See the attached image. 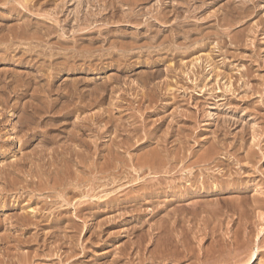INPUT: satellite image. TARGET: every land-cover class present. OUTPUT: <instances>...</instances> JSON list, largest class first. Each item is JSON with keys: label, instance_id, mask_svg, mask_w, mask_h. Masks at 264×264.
<instances>
[{"label": "rangeland", "instance_id": "374dc122", "mask_svg": "<svg viewBox=\"0 0 264 264\" xmlns=\"http://www.w3.org/2000/svg\"><path fill=\"white\" fill-rule=\"evenodd\" d=\"M26 2L0 0V264H264V0Z\"/></svg>", "mask_w": 264, "mask_h": 264}, {"label": "bare ground", "instance_id": "6f19581e", "mask_svg": "<svg viewBox=\"0 0 264 264\" xmlns=\"http://www.w3.org/2000/svg\"><path fill=\"white\" fill-rule=\"evenodd\" d=\"M5 1H7V0H5ZM36 1H37V0H36ZM10 2H11V1H10ZM25 2H26V0H25ZM28 2H29V1H27L26 3H28ZM43 2H44V1H43ZM46 2H47V1H46ZM13 3H14V2H13ZM18 3H19V2H18ZM26 3H23V7L25 6ZM29 3L31 4V1H30ZM61 3H62V2H61ZM242 4H243V2H242ZM33 5H34V4H33ZM33 5H32V6H33ZM244 5H245V3H244ZM244 5H243V6H244ZM26 6H28V5H26ZM26 6H25V7H26ZM30 6H31V5H30ZM62 6H63V5H62ZM245 6H246V5H245ZM247 6H248V4H247ZM13 7H14V6H12V8H13ZM21 7H22V6H21ZM28 7H29V6H28ZM6 8H7V7H6ZM14 8H15V7H14ZM18 8H19V7H18ZM242 8H243V7H242ZM244 8H245V7H244ZM9 9H11V8H9ZM19 9H20V8H19ZM30 9H31V8H30ZM11 10H12V9H11ZM17 10H18V9H17ZM17 10H16V11H17ZM27 10H28V8H27ZM243 10L245 11V9H243ZM14 12H15V10H14ZM17 12H18V11H17ZM19 12H21V9L19 10ZM52 12H53V11H52ZM54 12H55V11H54ZM98 12H99V11H98ZM55 13H56V12H55ZM32 14H33V13H32ZM40 15H41V14H40ZM38 16H39V15H38ZM41 17H42V15L40 16V18H41ZM43 17L45 18L46 15L43 16ZM34 18H36V17H34ZM46 18H47V17H46ZM50 18H51V17H50ZM50 18H49V19H50ZM42 20H43V19H42ZM46 20H47V19H46ZM52 20H53V19H52ZM56 20H57V19H56ZM76 20H77V19H76ZM35 21H36V20H35ZM39 21H40V20H39ZM29 22H30V21H29ZM41 22H42V21H41ZM50 22H51V21H50ZM54 22H55V21H54ZM25 23H26V22H25ZM27 23H28V22H27ZM78 23H79V21H78ZM22 24H23V23H22ZM32 24H33V23H32ZM44 24H45V23H44ZM44 24H42V26H43ZM50 24H51V23H50ZM57 24H58V22H57ZM149 24H150V23H149ZM151 24H153V23H151ZM28 25H29V24H28ZM34 25H35V23H34ZM46 25H47V24H46ZM46 25H45V26H46ZM58 25H59V24H58ZM7 26H8V25H7ZM22 26H23V25H22ZM25 26H26V25H25ZM29 26H30V25H29ZM38 26H39V25H38ZM54 26H55V25H54ZM3 27H4V26H3ZM11 27H12V26H11ZM30 27H31V26H30ZM30 27H29V28H30ZM33 27H34V26H33ZM40 27H41V26H39V28H40ZM50 27H51V26H50ZM52 27H53V26H52ZM52 27H51V28H52ZM146 27H147V26H146ZM148 27H149V26H148ZM257 27H258V26H257ZM4 28H5V27H4ZM23 28L25 29V27H23ZM35 28H36V27H35ZM39 28H38V30H40ZM48 28H49V26H48ZM1 29H2V28H0V30H1ZM7 29H8V28H7ZM32 29H33V28H32ZM32 29H31V30H32ZM41 29H42V28H41ZM45 29H46V28H45ZM54 29H55V28H53L52 30H54ZM26 30H27V29H26ZM46 30H47V29H46ZM46 30H45V31H46ZM55 30H57V29H55ZM19 31H20V30H19ZM21 31H22V30H21ZM28 31H29V30H28ZM47 31H49V33H50V29H48ZM57 31H58V30H57ZM0 32H1V31H0ZM9 32H10V31H9ZM41 32H42V31H41ZM5 33H6V32H5ZM20 33H21V32H20ZM20 33H19V34H20ZM25 33H26V31H25ZM29 33H30V32H29ZM29 33H27V35H28ZM33 33H34V31H33L31 34H29L28 36H32ZM49 33H48V34H49ZM51 33H52V32H51ZM76 33H77V32H76ZM9 34H10V33H9ZM9 34H8V35H9ZM35 34H37V33H35ZM38 34H39V33H38ZM38 34H37V35H38ZM43 34H44V33H43ZM46 34H47V33H46ZM46 34H44L45 37H46ZM48 34H47V35H48ZM21 35H23V33H22ZM41 35H42V34H41ZM16 36H17V35H16ZM24 36H25V35H24ZM34 36H36V35H34ZM34 36H32L33 39H34V38L37 39V37H34ZM49 36H50V35H49ZM8 37H10V36H8ZM19 37H20V35H19ZM22 37H23V36H22ZM22 37H21V38H22ZM25 37H26V36H25ZM25 37H24V38H25ZM32 37H31V40H32ZM39 37H40V35H38V39L42 40V39L39 38ZM43 37H44V36H42V38H43ZM76 37H78V36H76ZM80 37H81V36H80ZM91 37H92V36H90V38H91ZM105 37H106V36H105ZM105 37H104V38H105ZM139 37H140V36H139ZM237 37H238V36H237ZM13 38H14V37H13ZM16 38H17V37H16ZM27 38H28V37H27ZM48 38H49V37H48ZM51 38H52V37H51ZM61 38H62V37H61ZM63 38H65V37H63ZM81 38H82V37H81ZM92 38H93V37H92ZM3 39H4V38H3ZM9 39H10V38H9ZM54 39H55V38H54ZM58 39H59V38H58ZM66 39H67V37H66ZM68 39H69V38H68ZM74 39H75V38H74ZM77 39H78V38H77ZM93 39H94V38H93ZM107 39H108V38H107ZM19 40H20V39H19ZM23 40H24V39H23ZM29 40H30V38H29ZM55 40H56V39H55ZM79 40H80V39H79ZM94 40H95V39H94ZM103 40H104V39H103ZM187 40H188V39H187ZM12 41H13V40H12ZM33 41H34V40H33ZM56 41H57V40H56ZM62 41H63V40H62ZM70 41H71V40H70ZM15 42H16V41H15ZM36 42H37V41H36ZM38 42H40V41H38ZM41 42H42V41H41ZM41 42H40V44H41ZM54 42H55V41H54ZM54 42H53V43H54ZM63 42H64V41H63ZM74 42L76 43V41H74ZM92 42H93V41H92ZM9 43H10V41H9ZM11 43H13V42H11ZM32 43H33V42H32ZM32 43H31V44H32ZM44 43L46 44L45 41H44ZM47 43H49V42H47ZM56 43H57V42H56ZM58 43H59V42H58ZM58 43L55 44V45L58 46ZM64 43H65V42H64ZM67 43H68V42H67ZM163 43H164V42H163ZM31 44L28 43V45H31ZM38 44H39V43H38ZM42 44H43V43H42ZM49 44H50V43H49ZM59 44H61V43H59ZM69 44H70V43H69ZM73 44H74V43H73ZM78 44H79V43H78ZM148 44H151V42L148 43ZM8 45H9V44H8ZM33 45H35V43H34ZM36 45H37V44H36ZM50 45H52V44H50ZM55 45H54V46H55ZM67 45H68V44H67ZM74 45H75V44H74ZM74 45H72V46L74 47ZM120 45H121V44H120ZM159 45H160V44H159ZM165 45H166V44H165ZM5 46H6V45H5ZM12 46H13V45H12ZM42 46H43V45H42ZM57 46H55V47H57ZM77 46H78V45H77ZM77 46H75V47H77ZM121 46H122V45H121ZM138 46H139V45H138ZM138 46H137V48H138ZM140 46H141V44H140ZM143 46H144V44H143ZM143 46H142V47H143ZM152 46H153V44H152ZM160 46H162V45H160ZM163 46H164V45H163ZM0 47H1V46H0ZM39 47H40V46H39ZM46 47H47V46L45 45V48H46ZM55 47H54V48H55ZM118 47H120V46H118ZM128 47H129V46H128ZM130 47H131V46H130ZM134 47H135V46H134ZM144 47L147 48V46H144ZM154 47H156V46H154ZM164 47H165V46H164ZM164 47H163V48H164ZM186 47H187V46H186ZM186 47H185V49H186ZM9 48H10V46L8 47V49H9ZM28 48H29V47H28ZM31 48H32V47H31ZM66 48H67V47H66ZM120 48H121V47H120ZM132 48H133V46H132ZM151 48H152V47H151ZM176 48H177V47H176ZM190 48H191V47H190ZM34 49H36V48L34 47ZM34 49H33V50H34ZM55 49H56V48H55ZM57 49H58V47H57ZM57 49H56V51H57ZM62 49H64V48H62ZM67 49H68V48H67ZM71 49H72V48H71ZM117 49H118V48H117ZM121 49L124 50L125 48L123 49V46H122ZM129 49H130V48H129ZM138 49H139V48H138ZM138 49H137V50H138ZM148 49H149V48H148ZM152 49H153V48H152ZM152 49H151V50H152ZM158 49H160V47H159ZM158 49H157V51H158ZM161 49H162V48H161ZM171 49H172V48H171ZM182 49H183V48H182ZM187 49H188V48H187ZM26 50H27V48H26ZM30 50H31V49H30ZM30 50H29V51H30ZM38 50H39V48L37 49V51H38ZM43 50H44V49H43ZM47 50H48V49H47ZM47 50H46V51H47ZM58 50L61 51V47H60V49H58ZM76 50H77V49L74 50L75 53H76ZM127 50H128V49H127ZM127 50H126V51H127ZM131 50H132V49H131ZM173 50H174V49H173ZM34 51H36V50H34ZM34 51H33V52H34ZM51 51L53 52V50H51ZM70 51H71V50H69V52H67L68 55H69ZM152 51H153V50H152ZM175 51H176V50H175ZM183 51H184V50H183ZM183 51H182V52H183ZM42 52H45V51H40V54H41ZM72 52H73V50H72ZM127 52H128V51H127ZM150 52H151V51H150ZM184 52H185V51H184ZM78 53H79V52H78ZM122 53H123V52H122ZM124 53H125V52H124ZM147 53H148V52H147ZM185 53H186V52H185ZM47 54H48V53H47ZM47 54H45V55H47ZM52 54H53V53H52ZM43 55H44V53H43ZM43 55H42V56H43ZM56 55H57V54H56ZM64 55H66V54L64 53ZM64 55H63V56H64ZM73 55H74V53H73ZM75 55H76V54H75ZM75 55H74V56H75ZM119 55H120V54H119ZM173 55H174V54H173ZM47 56H48V55H47ZM50 56H51V59H52V58H53V57H52L53 55H50ZM122 56H123V54H122ZM1 57H2V56H1ZM72 57H73V56H72ZM120 57H121V56H120ZM31 58H32V57H31ZM47 58H48V57H47ZM49 58H50V57H49ZM175 58H176V57H175ZM32 59H33V58H32ZM126 59H127V58H126ZM66 60H67V59H66ZM123 60H124V59H123ZM155 60H156V59H155ZM27 61H28V59H27ZM67 61H68V60H67ZM67 61H66V62H67ZM123 62H124V61H123ZM155 62H156V61H155ZM199 62H200V61H199ZM48 63H49V62H48ZM51 63H52V62H51ZM124 63H125V62H124ZM54 64H55V63H54ZM54 64H52V65H54ZM68 64H69V63H68ZM68 64H66V65H68ZM74 64H75V63H74ZM49 65H50V64H49ZM56 65H57V64H56ZM197 65H198V64H197ZM60 66H62V65H60ZM50 67H51V65H50ZM53 67H55V66H53ZM60 68H61V67H60ZM53 70H54V68H53ZM193 70H194V69H193ZM195 70H196V68H195ZM195 70H194V71H195ZM194 71H192V72L194 73ZM190 72H191V71H190ZM216 72H217V71H216ZM51 73H52V72H51ZM54 73H55V71H54ZM188 73H189V71H188ZM186 74H187V73H186ZM212 74H213V73H212ZM183 75H184V74H183ZM195 75H196V73H195ZM185 76H186V75H185ZM189 76H190V75H189ZM216 76H217V75H216ZM6 77H7V76H6ZM217 77H218V76H217ZM0 78H2V77H0ZM186 78H187V77H186ZM215 78H216V77H215ZM14 79H15V78H14ZM201 79H202V78H201ZM15 80H16V79H15ZM189 80H190V79H189ZM8 81H10V80L8 79ZM11 81H12V80H11ZM49 81H50V80H49ZM204 81H205V80H203V82H204ZM215 81H216V80H215ZM5 82H6V81H5ZM26 82H27V81H26ZM26 82H25V83H26ZM29 82H30V81H29ZM50 82H51V81H50ZM7 83H8V82H7ZM215 83H216V82H215ZM219 84H220V82H219ZM27 85H28V84H27ZM194 85H196V84H194ZM10 86H11V85H10ZM50 86H51V85H50ZM153 87H154V84H153ZM153 87H152V88H153ZM156 87H157V86H156ZM166 87H167V86H166ZM195 87H196V86H195ZM201 87H202V86H201ZM210 87H211V86H210ZM150 88H151V87H150ZM159 88H160V86H159ZM199 88H200V87H199ZM212 88H213V87H212ZM157 89H158V87H157ZM161 89H162V88H161ZM164 89H165V87H164ZM181 89H182V88H181ZM183 89H184V88H183ZM201 89H202V88H201ZM209 89H210V88H209ZM220 89H221V88H220ZM2 90H3V89H2ZM5 90H6V89H5ZM5 90H4V91H5ZM151 90H152V89H151ZM151 90H150V91H151ZM155 90H156V89H155ZM158 90H159V89H158ZM185 90H186V89H185ZM187 90H188V89H187ZM215 90H216V89H215ZM4 91H3V92H4ZM10 92H11V91H10ZM10 92H9V93H10ZM155 92H156V91H155ZM159 92H160V91H159ZM200 92H201V91H200ZM209 92H210V91H209ZM11 93H12V92H11ZM212 93H213V92H212ZM212 93H211V94H212ZM156 94H157V93H156ZM159 94H160V93H159ZM163 94H164V93H163ZM206 94H207V93H206ZM230 94H231V93H230ZM143 95H145V94H143ZM161 95H162V94H161ZM209 95H210V94H209ZM212 95H214V94H212ZM215 95H216V94H215ZM7 96H8V95H7ZM147 96H148V95H147ZM145 97H146V96H145ZM155 97H156V96H155ZM147 98H148V100H149L150 97H147ZM157 98H158V96H157ZM213 98H214V97H213ZM150 99H151V98H150ZM158 99H159V98H158ZM217 100H218V99H217ZM5 101H6V100H5ZM158 101H159V100H158ZM158 101H157V102H158ZM155 102H156V101H155ZM89 103H91V102L89 101ZM144 104H145V103H144ZM152 104H153V102H152ZM154 104H155V103H154ZM154 104H153V105H154ZM153 105H152V106H153ZM158 105H159V104H158ZM161 105H162V104H161ZM89 106H90V105H89ZM140 106H141V105H140ZM154 106H155V105H154ZM156 106H157V105H156ZM199 107H200V106H199ZM140 108H141V107H140ZM153 108H154V107H153ZM197 108H198V107H197ZM32 109H33V108H32ZM36 109H38V108H36ZM38 110H39V109H38ZM33 111H34V110H33ZM211 111H212V110H211ZM149 113H150V112H149ZM180 113H182V112H180ZM185 114H186V112H185ZM207 114H208V113H207ZM223 115H224V114H223ZM181 116H182V115H181ZM186 116H187V115H186ZM208 116H209V115H208ZM183 117H184V116H183ZM199 117H200V116H199ZM210 117H211V116H210ZM92 118H93V117H92ZM187 118H189V117H187ZM203 118H204V117H203ZM221 118H222V117H221ZM145 119H146V118H145ZM93 120H95V119H93ZM147 120H148V119H147ZM116 121H117V120H116ZM118 121H120V120H118ZM142 121H143V120H142ZM201 121H202V120H201ZM219 121H220V120H219ZM226 121H227V120H226ZM88 122H89V121H88ZM91 122H92V121H91ZM169 122H170V121H169ZM187 122H188V121H187ZM93 123H94V122H93ZM93 123H92V124H93ZM141 123H142V122H141ZM128 124H129V123H128ZM131 124H132V123H131ZM115 125H116V124H115ZM125 125H127V124H125ZM136 125H137V124H136ZM142 125H143V123H142ZM144 125H145V123H144ZM144 125H143V126H144ZM90 126H91V125H90ZM129 126H130V124H129ZM129 126H128V127H129ZM139 126H141V125H139ZM184 126H185V124H184ZM188 126H189V125H188ZM227 126H228V125H227ZM227 126H226V127H227ZM122 127H123V126H122ZM145 127H146V126H145ZM191 127H192V126H191ZM221 127H222V126H221ZM132 128H133V127H132ZM144 129H145V128H144ZM253 129H254V128H253ZM117 130H118V129H117ZM122 130H123V128H122ZM130 130H131V129H130ZM141 130H142V128H141ZM191 130H192V129H191ZM18 132H19V131H18ZM22 132H23V131H22ZM132 132H133V131H132ZM143 132H146V130H145V131L143 130ZM188 132H189V131H188ZM188 132H187V133H188ZM138 133H139V132H138ZM34 134H35V133H34ZM128 134H129V133H128ZM133 134H134V133H133ZM221 134H222V133H221ZM229 134H230V133H229ZM117 135H118V134H117ZM126 135H127V133H126ZM131 135H132V134H131ZM163 135H164V134H163ZM186 135H188V134H186ZM121 136H122V135H121ZM133 136H134V135H133ZM136 136H137V135H136ZM143 136H144V135H143ZM143 136H142V137H143ZM123 137H124V136H123ZM188 137H189V136H187V140H188ZM131 138H132V137H131ZM131 138H130V139H131ZM136 138H138V136H137ZM139 138H140V136H139ZM148 138L150 139L151 137H148ZM148 138H147V139H148ZM164 138H165V137H164ZM178 138H179V137H178ZM184 138L186 139V137H184ZM257 138H258V137H257ZM26 139H27V138H26ZM116 139H117V138H116ZM125 139H126V138H125ZM156 139H157V138H156ZM180 139H181V138H180ZM76 140H77V139H76ZM126 140H127V139H126ZM134 140H135V138H134ZM178 140H179V139H178ZM187 140H184V141H187ZM248 140H249V139H248ZM127 141H128V140H127ZM132 141H133V140H132ZM137 141H138V140H137ZM163 141H164V140H163ZM80 142H81V141H80ZM117 142H118V140H117ZM128 142H129V141H128ZM157 142H158V141H157ZM174 142H175V140H174ZM251 142H252V140H251ZM132 143H133V142H132ZM134 143L136 144V141H135ZM134 143H133V144H134ZM139 143H140V142H139ZM159 143H160V142H159ZM183 143H184V142H183ZM121 144H122V143H121ZM148 144H149V143H148ZM111 145H112V144H111ZM114 145H115V144H114ZM158 145H159V144H158ZM152 146H153V145H152ZM154 146H156V145H154ZM160 146H161V145H160ZM178 146H179V145H178ZM178 146H177V147H178ZM183 146H185V145H183ZM113 147L116 148L115 146H113ZM179 147H181V146H179ZM208 147H209V146H208ZM210 147H211V146H210ZM86 148H87V147H86ZM151 148H152V147H151ZM199 148H200V147H199ZM152 149H153V148H152ZM154 149H157V148L154 147ZM154 149H153V151L150 150L151 152H150L149 154L144 155V156H142V154H141L140 156L137 155V156H136V157H138L137 160H136L137 162H136V161H135V162L138 164V168H139V170L142 169V171L146 168V170H147V169H148V170L151 169L152 172H153L154 170L156 171L157 169H161L162 167H164L165 170L163 171V170L161 169V171H163V173H166L165 175H167V173H169V172L172 171L171 169H172V162H173V160H170V158H168V157H169L168 155H170V154H166V153H165V155L162 154L163 156H161L159 150L157 149V150H158V151H157V150H154ZM180 149H181V148H180ZM212 149H213V148H212ZM114 150H115V149H114ZM161 150L163 151V149H161ZM209 150H210V148H209ZM111 151H112V150H111ZM116 151H119V150L117 149ZM116 151H115V152H116ZM176 151H177V150H176ZM210 151H211V150H210ZM75 152H76V151H75ZM163 152H164V151H163ZM174 152H175V151H174ZM174 152H173V153H174ZM179 152H180V151H179ZM179 152L177 151L176 153L179 154ZM197 152H198V151H197ZM202 152H204V151H202ZM213 152H215V151H213ZM213 152H212V153H213ZM218 152H219V151H218ZM193 153H194V152H193ZM207 153H208V152H207ZM210 153H211V152H209V154H210ZM114 154H115V153H114ZM117 154H118V153H117ZM117 154H116V155H117ZM119 154H120V152H119ZM178 154H177V155H178ZM203 154H205V153H203ZM215 154H216V153H215ZM55 155H56V154H55ZM180 155H181V154H180ZM190 155H191V154H190ZM205 155H207V154H205ZM112 156H113V155H112ZM112 156H111V157H112ZM178 156H179V155H178ZM186 156H187V155H186ZM198 156H199V155H198ZM200 156H201V153H200ZM209 156H210V155H208V157H209ZM136 157H135V158H136ZM192 157H193V156H192ZM205 157L207 158V156H205ZM205 157H204V158H205ZM38 158H39V157H38ZM112 158H113V157H112ZM112 158H111V161H112ZM167 158H168L169 160H167ZM172 158L174 159V158H177V157L172 156ZM172 158H171V159H172ZM179 158L181 159V156H179ZM202 158H203V157H202ZM204 158H203V160H204ZM210 158H211V157H210ZM26 159H27V158H26ZM116 159H119V158H116ZM208 159H209V158H208ZM81 160H82V159H81ZM218 160H219V159H218ZM117 161H118V160H117ZM192 161H193V160H192ZM195 161H196V160H195ZM215 161H216V160H215ZM133 162H134V161H133ZM181 162H182V160H181ZM197 162H198V161H197ZM9 163H10V162H9ZM118 163H119V162H118ZM118 163H117L116 165L119 166L120 163H119V164H118ZM202 163H203V162H202ZM222 163H223V162H222ZM11 164H12V163H11ZM11 164H10V165H11ZM124 164H125V163H124ZM174 164H175V163H174ZM179 164H180V163H179ZM183 164H184V163H183ZM189 164H190V163H189ZM192 164H193V163H192ZM204 164H205V163H204ZM111 165H112V163H111ZM176 165H177V164H176ZM196 165H197V164H196ZM196 165H195V166H196ZM200 165H201V164H200ZM202 165H203V164H202ZM205 165H206V164H205ZM205 165H204V166H205ZM16 166H17V165H16ZM173 166H174V165H173ZM179 166H182V165L180 164ZM188 166H189V165H188ZM192 166H193V165H192ZM197 166H198V165H197ZM8 167L11 168V166H9V165H8ZM18 167H19V166H18ZM68 167H69V166H68ZM124 167H125V166H124ZM184 167H185V166H184ZM184 167H183V168H184ZM186 167H187V165H186ZM199 167H200V166H199ZM9 168H8V170H9ZM12 168H13V167H12ZM14 168H15V167H14ZM174 168H175V167H174ZM176 168H177V171H178V167H176ZM180 168H181V167H180ZM204 168H205V167H204ZM15 169H16V168H15ZM188 169H189V168H188ZM201 169H202V168H201ZM20 170H21V169H20ZM116 170H117V169H116ZM136 170H137V169H136ZM139 170H138V171H139ZM205 170H206V169H205ZM12 171H13V170H12ZM16 171H17V170H16ZM22 171H23V170H22ZM91 171H92V170H91ZM175 171H176V170H175ZM175 171H174V173H176ZM184 171H186V170H184ZM187 171H189V170H187ZM221 171H222V170H221ZM3 172L6 174L7 171H6V172L3 171ZM19 172H20V171H19ZM139 172H140V171H139ZM149 172H150V171H149ZM159 172H160V171H159ZM159 172H158V173H159ZM180 172H181V171H180ZM205 172H206V171H205ZM218 172H219V171H218ZM17 173H18V172H17ZM140 173H141V172H140ZM182 173H183V171H182ZM182 173H181V175H184V174H182ZM184 173H185V172H184ZM189 173H190V172H189ZM189 173H188V174H189ZM193 173H194V172H193ZM206 173H207V172H206ZM223 173H224V172H223ZM7 174H11V173L7 172ZM7 174H6V177H5V178H7V176H8ZM172 174H173V172H172ZM185 174H186V173H185ZM191 174H192V173H191ZM11 175H12V174H11ZM26 176H27V175H26ZM185 176H187V175H185ZM191 176H192V175H191ZM206 176H207V175H206ZM215 176H216V175H215ZM8 177H10V175H9ZM220 177H221V176H220ZM3 178H4V177H3ZM3 178H2V179H3ZM11 178H12V177H11ZM11 178H8V179H11ZM15 178H16V177H15ZM61 178H62V177H61ZM78 178H80V177H78ZM78 178H77V179H78ZM162 178H163V177H162ZM180 178H181V176H180ZM182 178H183V177H182ZM8 179H6V182H7V181H11L13 178H12L11 180H8ZM37 179H38V178H37ZM191 179H192V177H191ZM13 180L16 181V179H13ZM94 180H95V179H94ZM159 180H160V179H159ZM175 180H176V179H175ZM183 180H184V178H183ZM185 180H186V179H185ZM216 180H217V179H216ZM25 181H27V180H25ZM136 181H137V180H136ZM179 181H180V179H179ZM179 181H177V182L179 183ZM199 181H200V180H199ZM207 181H208V180H207ZM223 181H224V180H223ZM12 182H13V181H12ZM96 182H97V180H96ZM213 182H214V181H213ZM19 183H20V182H19ZM27 183H28V182H27ZM81 183H82V182H81ZM140 183H141V182H140ZM178 183H177V184H178ZM199 183H200V182H199ZM201 183H203V186H202V187L204 188V187H205V184H204V182H203L202 180H201ZM9 184H10V183H9ZM12 184H14V182H13ZM12 184H11V185H12ZM16 184H17V183H15L14 185H16ZM56 184H57V183H56ZM70 184H71V183H70ZM143 184H144V183H143ZM182 184H183V183H182ZM195 184H196V183H195ZM197 184H198V183H197ZM206 184H207V183H206ZM42 185H43V184H42ZM90 185H91V184H90ZM144 185H145V184H144ZM193 185H194V182H193L192 180H190V179H189V176H188V178H187V180H186V184L184 185V187H183L182 189L179 188V190L175 192V195H177V197H178L179 199H181V198H182V199L185 198V197L190 193V190H192L191 187H192ZM211 185H212V184H211ZM225 185H226V184H225ZM55 186H56V185H55ZM175 186H176V184H175ZM9 187H10V186H9ZM45 187H46V186H45ZM153 187H155V186H153ZM12 188H14V187H12ZM15 188H16V187H15ZM47 188H48V187H47ZM199 188H200V187H199ZM10 189H11V188H10ZM78 189H79V188H78ZM91 189H92V188H91ZM146 189L148 190V192H149V191L151 192V191L153 190V189H152V185H151V186H148V185L146 184V187H144L142 190L145 192ZM24 190H25V189H24ZM82 190H83V189H82ZM38 191H39V190H38ZM44 191H45V190H44ZM44 191H43V192H44ZM92 191H93V190H92ZM139 191H140V190H139ZM144 192H142V193L138 192V194L134 195V198H133V199H135V200L138 202L139 199H140V197L143 196ZM125 198H126V197H125ZM90 199L92 200L93 198H90ZM126 200H127V199H126ZM86 201H87V200H86ZM92 201H93V200H92ZM140 201H141V200H140ZM155 201H156V200H155ZM262 201H263V200H262ZM153 202H154V201H153ZM131 203H132V201H131ZM140 203H141V202H140ZM151 203H152V202H151ZM126 205H127V204H126ZM132 205H133V204H132ZM140 205H141V204H140ZM61 206H62V205H61ZM134 206H135V204H134ZM140 207H141V206H140ZM134 208H135V207H134ZM237 208H238V207H237ZM235 209H236V208H235ZM38 210H39V209H38ZM126 210H127V209H126ZM60 211H61V210H60ZM140 211H141V210H140ZM124 212H125V211H124ZM137 212H138V211H137ZM260 212H261V211H260ZM22 214H23V213H22ZM24 214H26V213H24ZM24 214H23V215H24ZM42 214H43V213H42ZM126 214H127V213H126ZM126 214H125V215H126ZM119 215H120V214H119ZM21 216H22V215H21ZM26 216L29 217L28 215H26ZM38 216H39V215H38ZM117 216H118V215H117ZM17 217L19 218V216H17ZM24 217H25V215H24ZM42 218H43V217H42ZM59 218H60V217H59ZM78 218H79V217H78ZM22 219H23V218H22ZM22 219H21V220H22ZM26 219H28V218H26ZM26 219L24 218L23 221H26ZM33 219H34V218H33ZM19 220H20V218H19ZM61 220H62V219H61ZM23 221H22V222H23ZM69 221H70V220H69ZM16 222H18V220H17ZM22 222H21V223H22ZM34 222H35V221H34ZM37 222H38V221H37ZM18 223H20V222H18ZM16 224H17V223H16ZM22 224H24V222H23ZM22 224H21V225H22ZM27 224H28V223H27ZM29 224H30V223H29ZM36 224H37V223H36ZM34 226H35V224H34ZM14 227H15V226H14ZM71 229H72V228H71ZM252 231H253V230H252ZM259 231H260V229H259ZM249 232H250V231H249ZM183 233H184V231H183ZM239 233H240V232H239ZM256 233H257V232H256ZM261 233H262V232H261ZM213 234H214V233H213ZM244 234H245V232H244ZM181 235H182V234H181ZM225 235H226V234H225ZM245 235H247V234H245ZM249 235H250V234H249ZM8 236H10V235H8ZM13 236H14V235H13ZM139 236H140V235H139ZM185 236H186V235H185ZM247 237H248V236H247ZM9 238H10V237H9ZM14 238H16V237H13V238L11 237V239L15 240ZM160 238H161V237H160ZM243 238L246 239V236L244 237V235H243ZM184 239H185V238H184ZM234 239H235V238H234ZM239 239H240V238H239ZM5 240H6V238H5ZM16 240H17V239H16ZM235 240H236V239H235ZM11 241H12V240H11ZM11 241H10V242H11ZM178 241H179V240H178ZM184 241H187V240H184ZM220 241H221V240H220ZM236 241H238V240H236ZM239 241H240V240H239ZM239 243H240V242H239ZM235 244H236V243H235ZM259 244H260V243H259ZM130 245H131V244H130ZM165 245H166V244H165ZM185 245H187V244H185ZM253 245H254V244H253ZM181 246H182V245H181ZM236 246H237V244H236ZM248 246H249V245H248ZM185 247H186V246H185ZM129 248H130V247H129ZM131 248H132V247H131ZM166 248H167V247H166ZM254 248H255V247H254ZM191 250H192V249H191ZM38 251H39V250H38ZM236 251H237V250H236ZM256 251H257V250H256ZM122 252H123V251H122ZM240 253H241V252H240ZM17 254H18V253H17ZM22 255H23V254H22ZM122 255H123V254H122ZM131 255H132V254H131ZM159 255H160V254H159ZM254 255H255V252H252L251 255L249 254V258H253ZM37 256H38V255H37ZM185 257H186V255H185ZM187 257H188V256H187ZM21 259H23V258H21ZM198 259H200V258H198ZM219 259H220V258H219ZM230 259H231V258H230ZM26 260H27V259H26ZM26 260H25V261H26ZM202 260H203V259H202ZM247 260H248V257H247ZM247 260H246V261H247ZM19 261H20V260H19ZM27 261H28V260H27ZM246 261H245V262H246ZM20 262H21V261H20ZM29 262H30V261H29ZM213 262H214V261H213ZM229 262H230V261H229ZM204 263H205V262H204Z\"/></svg>", "mask_w": 264, "mask_h": 264}]
</instances>
